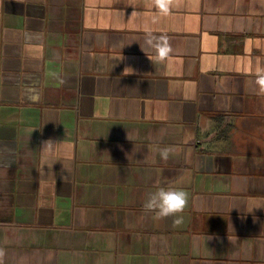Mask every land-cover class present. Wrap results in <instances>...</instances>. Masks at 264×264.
<instances>
[{
  "label": "crops",
  "instance_id": "0c3cea01",
  "mask_svg": "<svg viewBox=\"0 0 264 264\" xmlns=\"http://www.w3.org/2000/svg\"><path fill=\"white\" fill-rule=\"evenodd\" d=\"M0 251L264 264V0H0Z\"/></svg>",
  "mask_w": 264,
  "mask_h": 264
},
{
  "label": "clouds",
  "instance_id": "9594fccd",
  "mask_svg": "<svg viewBox=\"0 0 264 264\" xmlns=\"http://www.w3.org/2000/svg\"><path fill=\"white\" fill-rule=\"evenodd\" d=\"M52 75L55 76L56 74L53 73ZM59 82L63 84L65 81L60 79ZM46 144H48V142ZM171 151L172 149L169 147L161 149V158L167 161ZM188 203L189 193L183 188L159 186L154 192L148 195L144 201L143 208L146 212L154 214V220L159 221L174 217V223L179 224L182 222L181 214L187 208ZM0 254H2V251H0Z\"/></svg>",
  "mask_w": 264,
  "mask_h": 264
}]
</instances>
